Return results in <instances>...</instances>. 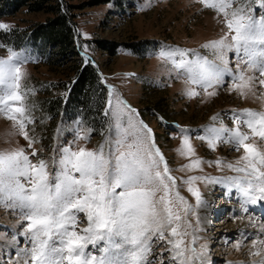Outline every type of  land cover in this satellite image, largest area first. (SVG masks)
<instances>
[{
    "label": "rangeland",
    "instance_id": "374dc122",
    "mask_svg": "<svg viewBox=\"0 0 264 264\" xmlns=\"http://www.w3.org/2000/svg\"><path fill=\"white\" fill-rule=\"evenodd\" d=\"M44 1L48 6L62 2L63 11L74 24L78 56H56L54 47L47 45L45 48L32 39L34 31L52 19L53 14L31 12L25 6L13 16L0 18V23L10 26L9 30L0 29V60H12L21 68L18 91L22 100L9 103L12 108H25L24 113L17 114L0 106V153L23 150L34 164L44 160L50 176L57 171L54 161L64 146L71 144L74 150L80 147L96 150L104 146L107 153L115 135L110 115H107L106 131L97 135L80 113L68 110L67 115L61 109L55 118L46 108L47 99L66 97L67 87L77 76V59L83 64L92 63L108 90L109 101L119 97L137 110L138 119L152 129L156 146L176 180L175 190L191 206L186 219L192 227L188 228L181 221L178 229L189 235L174 239H183L182 248L195 247L197 251L206 245L211 264H264V215L258 212L262 210L258 206L262 202L249 205L248 211L244 212L241 200L236 198L239 195L237 189H232L231 196H226L227 189L221 185L196 180L191 186L200 191L207 203L206 208L198 207L196 198L188 191L189 185L184 183L192 177L228 179L245 175L227 166L242 167L246 163L242 160L245 154L242 149L237 151L226 142H217L213 146L206 139L197 138L204 136V130L209 126L239 127L241 131L249 132L248 142H254L260 151H264V142L259 137H252L243 125L234 124L232 118L234 112H264V88L257 84L251 91L245 90V95H240L226 85L227 90L208 89V92L215 91V95H209L198 85L189 83L182 70L173 63V60L192 58L193 52L208 61L220 63L217 52L206 47L228 36L225 13L217 10L219 0H207L206 3L201 0ZM209 4L215 7H209ZM241 6L231 4L227 18L231 19L232 10ZM250 11L252 15L260 13L259 8ZM18 35L22 41L14 44L12 40ZM167 49H180L187 55L181 57L177 53L173 58L161 57L160 52ZM13 52L17 58L13 57ZM226 59L228 66L236 69L235 52H227ZM239 70L247 76L259 75L245 64H240ZM189 91L197 95L190 98ZM106 110L110 112L108 104ZM69 113L72 116L69 117ZM10 115L13 119L8 118ZM21 122L25 124L23 131L19 127ZM181 129L191 130L190 144L194 149L191 155L181 154ZM24 132L33 141L31 144L24 138ZM77 132L89 139L77 140ZM197 160L203 163L188 169V165ZM178 210L185 217L183 206H178ZM197 217L201 220L199 225ZM85 226V221L81 220L79 228ZM193 229H199L194 233L200 237L195 244L192 243ZM24 230L26 221L20 210L0 206V264H24L18 253L31 246L25 241ZM165 235L166 239L153 249V256H162L163 264H169L168 249L172 245L168 239L171 237L168 232ZM103 246L101 241L97 249ZM89 250H92L91 245ZM94 254L100 253L94 251ZM188 255L191 257L190 252Z\"/></svg>",
    "mask_w": 264,
    "mask_h": 264
},
{
    "label": "snow or ice",
    "instance_id": "6c2138e0",
    "mask_svg": "<svg viewBox=\"0 0 264 264\" xmlns=\"http://www.w3.org/2000/svg\"><path fill=\"white\" fill-rule=\"evenodd\" d=\"M206 3L207 0H201ZM231 4H241L231 12L228 19L227 9ZM215 7V5H208ZM259 8L260 13L251 14V9ZM226 17L228 36L213 42L211 47L218 54L220 63L208 61L193 52L192 58L173 60L174 66L182 70L189 83L198 85L203 91L208 89H226V85L240 95L251 91L257 84L264 88V0H219V8ZM0 29L9 30L10 26L0 23ZM235 52L236 69L228 66L226 54ZM180 49H167L160 52L161 57L173 58ZM13 57L16 53L13 52ZM247 65L258 76H247L239 70V65ZM21 68L12 60H0V106L17 114L25 108H12L9 102H19L22 95L19 79ZM228 77L229 79H225ZM215 95V91L208 92ZM191 98L197 95L189 91ZM110 115L114 121V138L106 153L104 146L96 150L80 147L76 150L69 144L60 149L59 158L54 161L55 174L48 172L44 160L32 163L23 150L0 153V206L19 209L26 221V230L22 232L25 241L30 242L28 249L19 251L24 264H163L162 256H153L156 244L171 238L168 243L169 264H211L207 246L200 251L195 247L182 248L183 239L177 236L189 235L180 232L181 221L191 228L186 219L190 210L186 199L176 189V180L156 146L151 128L138 119L139 113L119 97L108 102ZM13 119V116H9ZM233 123L243 125L250 130L252 137L264 142V112L246 110L232 114ZM216 119L215 117L213 118ZM25 128L23 122L19 125ZM183 139L182 155L194 152L190 144L191 130H180ZM204 136L210 145L217 142L229 143L237 151L245 153L242 167L227 165L234 171L244 173L243 178L213 179L210 177H192L184 183L188 191L196 198L198 207H207L197 188L191 185L196 180L216 183L227 189H237L244 212L249 205L264 202V151H260L250 140L249 132L239 127L209 126ZM225 133L228 135L225 136ZM24 138L29 140L27 133ZM77 140H88L77 132ZM33 141L29 140V144ZM35 156V152L32 153ZM202 161L188 165V169L199 167ZM239 164V162H237ZM178 206H183L182 217ZM82 214V215H80ZM81 220L86 225L79 228ZM201 220L197 217V224ZM195 244L200 237L194 233ZM103 241L104 246L97 249ZM89 245L92 250H89ZM98 251L100 254H94ZM191 253L189 257L188 253Z\"/></svg>",
    "mask_w": 264,
    "mask_h": 264
},
{
    "label": "trees",
    "instance_id": "16d2710c",
    "mask_svg": "<svg viewBox=\"0 0 264 264\" xmlns=\"http://www.w3.org/2000/svg\"><path fill=\"white\" fill-rule=\"evenodd\" d=\"M44 0H0V18L13 16L21 8L27 6L31 12L45 11L54 17L42 24L32 34V39L54 47L55 55L62 58L78 56L76 42L74 40V24L67 12L63 11L62 2L55 5H45ZM3 34L2 36L5 38ZM22 37L17 36L14 44H20ZM16 46V45H14ZM76 58V57H75ZM79 60L75 70L76 78L71 81L66 89V97L60 100L47 99L46 108L53 117L58 116L61 109L73 113H80L84 121L100 135L106 131L107 115L106 107L109 101L108 90L102 83L98 70L92 63L83 64ZM72 116L69 113V117ZM56 118V117H55Z\"/></svg>",
    "mask_w": 264,
    "mask_h": 264
},
{
    "label": "bare ground",
    "instance_id": "6f19581e",
    "mask_svg": "<svg viewBox=\"0 0 264 264\" xmlns=\"http://www.w3.org/2000/svg\"><path fill=\"white\" fill-rule=\"evenodd\" d=\"M264 202H262V204L258 205L260 209H262L261 211H258L259 213H262L264 215ZM258 206H257V209H258ZM256 212V213H258Z\"/></svg>",
    "mask_w": 264,
    "mask_h": 264
}]
</instances>
